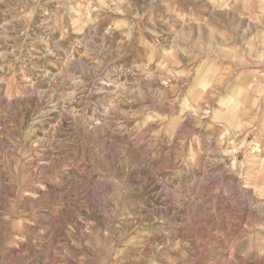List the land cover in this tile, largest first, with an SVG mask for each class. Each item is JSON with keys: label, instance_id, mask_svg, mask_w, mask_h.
<instances>
[{"label": "rangeland", "instance_id": "374dc122", "mask_svg": "<svg viewBox=\"0 0 264 264\" xmlns=\"http://www.w3.org/2000/svg\"><path fill=\"white\" fill-rule=\"evenodd\" d=\"M0 264H264V0H0Z\"/></svg>", "mask_w": 264, "mask_h": 264}, {"label": "bare ground", "instance_id": "6f19581e", "mask_svg": "<svg viewBox=\"0 0 264 264\" xmlns=\"http://www.w3.org/2000/svg\"><path fill=\"white\" fill-rule=\"evenodd\" d=\"M244 193V192H243ZM248 199V198H247Z\"/></svg>", "mask_w": 264, "mask_h": 264}]
</instances>
